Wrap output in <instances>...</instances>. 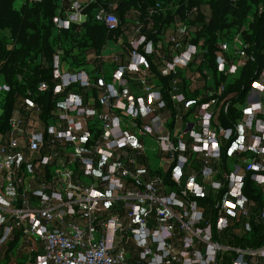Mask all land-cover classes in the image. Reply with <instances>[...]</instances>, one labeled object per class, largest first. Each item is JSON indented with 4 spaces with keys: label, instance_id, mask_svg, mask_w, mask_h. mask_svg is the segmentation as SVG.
<instances>
[{
    "label": "built area",
    "instance_id": "obj_1",
    "mask_svg": "<svg viewBox=\"0 0 264 264\" xmlns=\"http://www.w3.org/2000/svg\"><path fill=\"white\" fill-rule=\"evenodd\" d=\"M83 9L73 1L56 27L82 22ZM95 18L123 32L114 12L101 7ZM142 26H125L130 50L109 80L104 66L64 69L56 47L51 83L38 88L60 102L47 113L28 96L15 102L0 129V264H264V70L235 128L223 127L225 82L198 68L196 30L174 22L155 40ZM153 54L171 77L174 117L147 81ZM246 57L240 33L218 40V78L231 80ZM11 89L0 78V95ZM188 90L198 93L190 99ZM234 132L225 170L221 147ZM247 176L262 202L244 192ZM208 196L214 219L196 200Z\"/></svg>",
    "mask_w": 264,
    "mask_h": 264
},
{
    "label": "trees",
    "instance_id": "obj_2",
    "mask_svg": "<svg viewBox=\"0 0 264 264\" xmlns=\"http://www.w3.org/2000/svg\"><path fill=\"white\" fill-rule=\"evenodd\" d=\"M73 1L0 0V78L12 87L10 92L0 95V129L8 127L7 120L18 99L28 96L38 102L46 113L56 106L58 100L60 102L62 94L55 95L52 88L44 91L38 88L41 81L51 83V64L56 47L63 51L64 62L73 68L101 69L103 59L96 56L89 60L88 52L100 55L108 41L123 37L120 28L109 31L105 23L96 20L95 14L101 7L114 12L121 26L131 27L140 22L147 37L155 40L156 33L171 23L184 22L192 26L196 30L192 43L198 45L200 40L203 42L202 63L198 68L210 70L216 82L220 79L225 82L222 94L225 101L218 115L220 125L235 128L236 120L242 113L240 106L264 70V0H80L86 18L80 23L73 22L68 29H58L54 18H66ZM157 2L173 8L164 13L155 7ZM132 11L136 12L135 17ZM237 33L241 34L247 57L239 72L227 81L224 75L218 78L215 53L218 40L229 39ZM122 44L128 53L127 41H122ZM146 59L149 65L147 81L160 89L168 102L169 114L174 117L178 110L168 95L171 77L158 73L157 55L147 56ZM124 61L120 57L117 63ZM129 76L130 84L135 88L139 83L137 77ZM97 90L92 91L94 97L98 95ZM196 92L188 90L187 97L194 98ZM236 136L234 132L222 143L223 168H228L229 148ZM165 180L173 184L170 174L165 175ZM244 192L262 202L249 176ZM196 200L206 216L214 219L217 208L212 198L197 197Z\"/></svg>",
    "mask_w": 264,
    "mask_h": 264
},
{
    "label": "crops",
    "instance_id": "obj_3",
    "mask_svg": "<svg viewBox=\"0 0 264 264\" xmlns=\"http://www.w3.org/2000/svg\"><path fill=\"white\" fill-rule=\"evenodd\" d=\"M78 1L80 2V0H78ZM82 2H86V0H82ZM80 3H81V2H80ZM81 4H82V3H81ZM83 6H84V5H83ZM171 9H172V7L169 8V10H171ZM131 14H132L133 17L136 16V12H135V11H132ZM122 30H123V32H122L123 37H118V39L114 40V42L120 46V49H119V50L114 51V52L111 53L110 55H105V54H104V53H105V50L110 46V44H109V42L111 41V40H110V41H108V42L104 45V48H103V50H102V52H101L100 55H96V54L94 53V51H89L88 54H87V58H88L89 60H91L93 57H96V56H98L99 58H100V56H104V59H103L104 64H103V66H104V69H105V72H106V78H107L108 80L110 79V73H111V71H112V68L114 67V65H117V64H118L117 61L119 60V58L122 57V58H124V60H125V58H126V56H127V54H128V53L125 52V50H124V48H123V44H122V41L125 40V36L128 35V32H127V30H125V26H124V28H123ZM113 55H116V56H117V60H116V62H113V61H112V58H111V57H112ZM100 59H101V58H100ZM64 65H66V67H68L67 64L64 63L63 66H64ZM197 93H198V92H196V95H197ZM196 95H195V96H196Z\"/></svg>",
    "mask_w": 264,
    "mask_h": 264
},
{
    "label": "rangeland",
    "instance_id": "obj_4",
    "mask_svg": "<svg viewBox=\"0 0 264 264\" xmlns=\"http://www.w3.org/2000/svg\"><path fill=\"white\" fill-rule=\"evenodd\" d=\"M109 44H110V46L105 50V53H104L105 55H110V54L113 53L114 51L120 49V46H119L118 44H116V43L114 42V40H111V41L109 42ZM65 64H67V63H65ZM63 67H64V69H66V65H64ZM255 97H256V96H255Z\"/></svg>",
    "mask_w": 264,
    "mask_h": 264
}]
</instances>
